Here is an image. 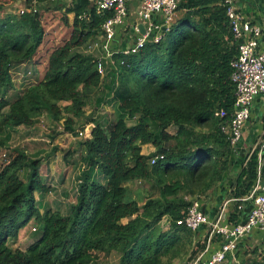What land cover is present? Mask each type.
Masks as SVG:
<instances>
[{"label": "trees", "instance_id": "16d2710c", "mask_svg": "<svg viewBox=\"0 0 264 264\" xmlns=\"http://www.w3.org/2000/svg\"><path fill=\"white\" fill-rule=\"evenodd\" d=\"M222 1L180 0L159 42L149 40L129 54L125 45L117 47L118 69L102 89L95 55L83 46L101 35L112 11H99L92 0H22L24 13H4L0 4V148L10 146L16 129L32 126L44 114L64 119L66 131L76 133L75 121L64 112L82 116L94 95L98 106L107 97L117 109L108 125L89 119L95 128L81 144L87 169L68 213L40 211L35 193L46 190L42 158L22 148L4 155L0 264H100L101 253L113 252L120 255L117 264H180L205 249L206 242L194 245L195 233L185 222L188 208L223 182L229 183L228 196L247 195L257 181L259 160L258 148L233 152L215 114L225 109L230 117L236 101L230 62L238 45ZM55 2L62 4L71 34L52 50L43 76L10 100L13 70L33 59L46 35L40 9ZM65 101L71 104L62 105ZM147 144L155 148L149 154L142 151ZM138 180L153 182L156 193L143 200L134 196L129 184ZM241 203H232L233 222L250 211V203L240 209ZM34 217L38 239L26 249L12 247L9 241ZM260 245L245 251L249 258L243 257V264H260Z\"/></svg>", "mask_w": 264, "mask_h": 264}, {"label": "built area", "instance_id": "2783aa9c", "mask_svg": "<svg viewBox=\"0 0 264 264\" xmlns=\"http://www.w3.org/2000/svg\"><path fill=\"white\" fill-rule=\"evenodd\" d=\"M99 11H112L113 15L102 25L100 36L87 44L85 52L95 55L98 72L102 77L108 70L118 69L114 59L118 51L115 45L116 35L121 27H129L134 32L132 44L125 54L138 52L149 40L159 42L162 38V27H169L176 15L180 0H139L133 11L134 21L129 19L128 4L132 0H92ZM226 8L228 25L238 45V53L232 58L231 80L235 84L236 101L234 110L229 116L225 109L216 110V116L221 118V130L231 144L234 153L239 154V144L243 136V128L250 118L251 107L258 96L264 98V48L259 46L262 37L260 26L253 24L237 6V0H223ZM25 8L20 7L19 13ZM160 17V21L155 20ZM145 25V33L139 29V24ZM97 50L100 54H96ZM124 61H121L123 64ZM86 126L78 133L85 137ZM157 158L152 159L155 163ZM248 160L245 161L247 164ZM78 191V189H77ZM210 194V193H208ZM208 194L202 197H207ZM198 198L188 208L185 222L196 233H202L201 241L206 242L205 249L188 257L181 264H223L229 256H234L239 243L255 230H264V164L259 155L257 181L250 192L241 197H227L215 216L207 214L203 203ZM241 201L240 209L250 203V211L246 218L233 222L227 218L229 205ZM36 231V228H33ZM219 245L213 248L215 241Z\"/></svg>", "mask_w": 264, "mask_h": 264}, {"label": "rangeland", "instance_id": "374dc122", "mask_svg": "<svg viewBox=\"0 0 264 264\" xmlns=\"http://www.w3.org/2000/svg\"><path fill=\"white\" fill-rule=\"evenodd\" d=\"M63 3L67 2L63 1ZM0 4L4 5V9L2 10L4 13H18L19 8L21 7L16 0H0ZM129 4V19H133V11L135 7L132 8ZM57 6H60L61 8L57 9ZM40 11L42 14L43 25L46 30L44 41L35 55L37 58L36 63L38 65H34V68L39 71L40 76L35 72V74L29 77L28 74L30 67L28 66H26L25 69H22V71L13 72L14 86L6 93V97L10 100H14L28 85L38 81L46 70L52 50L56 46L62 44L71 34L72 27L64 20V9L60 2L50 4L49 9H47V7H41ZM68 17L69 19L71 18L70 15H68ZM83 48L85 49L87 46L84 45ZM96 54H100L98 50ZM33 64L34 63L32 62L31 65ZM96 99L97 95H94L91 100L92 102L85 107L82 116H76L68 111L64 112L65 117H72L75 121L74 127L77 134L66 131L64 119L60 122H56L48 114H44L37 118L32 126H21L16 129L13 132L10 146L0 148V163L6 158L4 155H8L15 148L24 149L33 158L43 159L41 174L46 190L43 192L37 191L35 193L37 199H41V212H45L46 209L51 208L53 210H59L62 213H68L71 205L76 202L79 178L81 177L83 170L87 169L83 160L85 148L81 145L84 139L78 131L82 130L86 124L90 122V117L99 119L107 125L113 122L117 117V109L115 106L107 102L108 99L100 106H98ZM70 104L71 102L68 101L62 102V105L69 106ZM154 150L155 148L150 144L143 145L142 147V151L145 154H149ZM96 176L99 177L97 174ZM103 179H105L104 176L101 179L104 183ZM129 187L133 195L141 199L149 196L150 193H156L157 190V187H155L153 182L144 180L132 182L129 184ZM226 188H228V186H226ZM210 194H214L213 191ZM227 197H229L228 194L226 195V198ZM187 198L191 199V197L188 196ZM232 208L233 204L229 205L228 211H230V213ZM227 218H230L229 212L227 213ZM127 220L128 219H125L124 222ZM161 225L163 228H167V220L164 219ZM38 226L40 225H38V221L36 217H34L19 231L16 239H11L9 241V244L14 248L26 249L31 242L38 239L41 230H39V232L33 230V228L37 229ZM194 233V245L197 241L202 243L200 239L202 238V233ZM263 239L264 230H256L245 240L246 242L244 246L246 247L237 249L235 258H231L229 264H243V257L244 261L246 258H249V255L244 256L245 251L246 253H250L253 247L261 244ZM261 248V256H257V258L260 264H264V247L262 246ZM99 256L100 264H117L120 259V255L117 252H113L110 255L101 253ZM185 260L183 262H185ZM177 262H179V260H176V263ZM183 262H180V264Z\"/></svg>", "mask_w": 264, "mask_h": 264}, {"label": "crops", "instance_id": "0c3cea01", "mask_svg": "<svg viewBox=\"0 0 264 264\" xmlns=\"http://www.w3.org/2000/svg\"><path fill=\"white\" fill-rule=\"evenodd\" d=\"M62 1H66L68 3L71 0H62ZM138 3H139V0H133L132 2H130L129 6L131 5V7L134 8L138 5ZM237 6H238L239 10H241L242 13L253 24L261 27L263 34H262L261 39L259 40V46L261 48H264V0H237ZM69 15L71 17L69 19L70 24H71V20L73 19V15H71V14H69ZM155 20L160 21V17L155 16ZM131 21H134V17H133V19H131ZM134 36H135L134 32L130 28V26L127 28L125 26L121 27L118 34L116 35V39H115L116 47L119 46L120 48H123V46L125 45V47L127 48V46L132 44L131 38H133ZM89 42H87L85 44V46H87V44ZM118 52H120V51H118ZM31 61L34 63L33 65H31V63H32ZM36 61H37V58L34 56L32 60L28 61L26 64H23V65L15 68L13 70V72L15 73L16 71L17 72L22 71V69H25L26 66H28V67H30L29 68V74H28L29 77H31L33 74H35V72H37L38 75L40 76L39 71L34 68V65H38L36 63ZM110 74H111V71L108 70L107 75H105L103 77V81L101 83L102 85H101L100 89H102L104 84H106L108 82L105 79L107 77H109ZM106 99H109V98L106 97ZM111 105H113V104H111ZM86 125H88V123ZM256 148L259 149V155L262 156V161L264 164V98L262 96H258L254 100V103L251 107L250 118L247 120V122L243 128V136H242V139H241L240 144H239V154L244 155V154L252 153ZM228 185H229V183L223 182L222 184L217 186L215 190H213L214 194H212V195L208 194L207 197H201L200 200L203 203V207L205 208L207 214H209L210 216H215V214L218 212V210L222 207V204L226 200V195H227L226 193L228 192L227 191L228 188H226V186H228ZM247 209H249V206H247L246 210ZM245 214H247V211H245ZM243 218H245V217H243ZM247 238H248V236L239 243V245H238L239 249H242V247H246L244 245L246 242L245 240ZM218 245H219V243L216 240L214 245H213V248L217 247ZM233 257L234 256H229L228 259L223 264H229L230 259Z\"/></svg>", "mask_w": 264, "mask_h": 264}, {"label": "water", "instance_id": "95a60500", "mask_svg": "<svg viewBox=\"0 0 264 264\" xmlns=\"http://www.w3.org/2000/svg\"><path fill=\"white\" fill-rule=\"evenodd\" d=\"M22 3V0H18V4H21ZM139 29L142 33H145V25L143 23H140L139 24ZM94 128H95V124L94 123H89L87 126H86V129H85V137L84 139H88V138H91L92 137V134H93V131H94Z\"/></svg>", "mask_w": 264, "mask_h": 264}]
</instances>
